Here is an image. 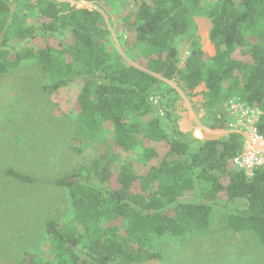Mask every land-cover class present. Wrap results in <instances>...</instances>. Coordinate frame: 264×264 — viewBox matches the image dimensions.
I'll return each mask as SVG.
<instances>
[{"label": "trees", "instance_id": "1", "mask_svg": "<svg viewBox=\"0 0 264 264\" xmlns=\"http://www.w3.org/2000/svg\"><path fill=\"white\" fill-rule=\"evenodd\" d=\"M113 2L127 6L123 18L143 51L136 65L107 50L110 32L95 8L67 0L0 1V76L33 61L47 94L80 84L73 116L79 146L72 148L95 151L87 164L46 181L67 190L72 219L45 223L49 258L25 252L17 264L157 260L161 256L149 250L154 239L204 232L214 210L223 226L251 232L264 248V167L247 178L232 165L242 143L235 133L197 141L190 150L176 125L178 96L168 83L176 79L187 91L204 84L203 123L212 129L226 128L224 104L233 96L258 107L264 137V0ZM199 16L210 20L213 55L201 49ZM181 42L189 45L183 61ZM137 148L142 171L120 159ZM6 175L37 180L12 169Z\"/></svg>", "mask_w": 264, "mask_h": 264}, {"label": "rangeland", "instance_id": "2", "mask_svg": "<svg viewBox=\"0 0 264 264\" xmlns=\"http://www.w3.org/2000/svg\"><path fill=\"white\" fill-rule=\"evenodd\" d=\"M67 1L76 7L99 10L110 32L107 50L136 65L135 58L143 51L134 43V33L127 29L123 18L127 6L117 5L113 0ZM194 20L201 49L213 55L210 20L204 16ZM178 50L183 61L189 45L181 42ZM44 78L40 66L33 61L21 63L0 76V264H17L25 252L50 257L45 223L68 222L73 214L67 190L46 181L71 173L87 164L95 154L91 148H83L81 152L72 148L79 146L73 140L76 135L73 116L80 84L73 83L66 90L47 94L41 88ZM168 83L178 96L173 106L178 116L177 128L187 135L191 150L198 141L192 137L191 130L197 126L212 129L203 123L206 88L200 84L187 91L176 79ZM213 130L217 132L206 135L204 140L225 138L220 129ZM120 159L132 162L137 171L144 168L140 148L122 153ZM7 169L37 180L34 183L16 180L6 175ZM149 250L161 258L141 264H264V248L257 237L251 232L226 228L222 215L215 210L208 230L185 239L173 236L154 239Z\"/></svg>", "mask_w": 264, "mask_h": 264}, {"label": "built area", "instance_id": "3", "mask_svg": "<svg viewBox=\"0 0 264 264\" xmlns=\"http://www.w3.org/2000/svg\"><path fill=\"white\" fill-rule=\"evenodd\" d=\"M224 110L227 121L226 128L220 129L221 133H224L225 137L235 133L240 135L242 140L241 151L232 159V165L250 178L255 170L264 167V137L257 128L262 111L258 107L249 106L238 96L228 99L224 104ZM214 131L217 132L197 126L191 130V135L194 139L203 141L206 135L215 133Z\"/></svg>", "mask_w": 264, "mask_h": 264}]
</instances>
